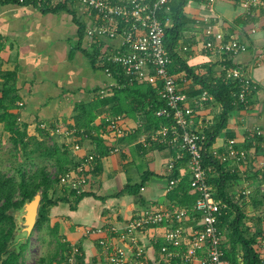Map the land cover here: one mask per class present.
Here are the masks:
<instances>
[{
	"label": "crops",
	"instance_id": "0c3cea01",
	"mask_svg": "<svg viewBox=\"0 0 264 264\" xmlns=\"http://www.w3.org/2000/svg\"><path fill=\"white\" fill-rule=\"evenodd\" d=\"M72 12L80 22L91 26L84 8L76 6ZM185 14L191 23L185 28L177 52L194 74L206 81H216L225 76L232 64L245 68L251 82L257 86L248 97L247 107L230 115L227 127L214 140L211 152L224 153L229 140H235L239 149L254 142L249 161L227 163L238 176L229 191L246 199L241 204L247 209L245 231L248 238L257 239L261 264H264V8L252 7L248 11L230 0H217L210 7L202 0H192ZM165 25L172 27L171 20ZM208 27H212L215 34L224 35L225 41H239L247 51L227 58L224 53L209 50L207 44L215 42V36L206 35ZM0 35L6 40L4 53H8L3 65L10 66L5 68L7 70H17V87L25 104L22 120L29 125L30 132L38 123H55L62 128L74 125L72 117L76 103H88L95 99L98 90L116 85L114 79L94 69L89 59L75 49L78 28L72 14L42 15L31 7L0 6ZM89 42L86 39L82 48L88 49ZM115 45L116 42L110 43L109 50ZM149 74L154 75L152 71ZM176 79L181 94L192 98L189 103L202 96V86L193 78L180 74ZM222 112L221 104L212 98L196 109V123L209 129ZM100 124L102 119L98 118L94 125ZM139 125L138 121L126 118L125 126L130 133L121 140L103 133L106 146L109 149L118 146L121 152L102 159L98 172L89 176L85 192L93 196L82 200L76 211H70L67 204L53 210L52 223H60V236L71 248H82L84 264H109L99 245L100 240L107 238H114L126 249L128 264H137L134 250L122 237L126 226L148 209H180L167 198L172 151L162 144L151 142L153 146H148L147 142L145 145L143 140H147V135L137 136ZM258 132L260 138L256 137ZM60 138L66 141L63 140L62 145H73L72 138ZM77 144L81 150L72 153L74 159L82 160L96 151L90 138ZM145 173L152 176L137 196H118L125 187L141 184ZM188 175L190 177L189 168L182 169V176ZM63 191H59L57 197L63 196ZM182 225L187 234L184 245L168 247L170 255L164 254L162 248L166 245V233L177 226L176 222L147 227L138 234L147 264H184L181 257L187 250L190 236L202 228V219L190 215ZM87 229L103 231L87 236ZM113 229L117 233H113ZM223 240L224 245L227 244L224 235ZM204 258L206 253H200L199 259Z\"/></svg>",
	"mask_w": 264,
	"mask_h": 264
},
{
	"label": "trees",
	"instance_id": "16d2710c",
	"mask_svg": "<svg viewBox=\"0 0 264 264\" xmlns=\"http://www.w3.org/2000/svg\"><path fill=\"white\" fill-rule=\"evenodd\" d=\"M191 1L171 0L166 7L169 11H163L160 14L163 25L166 24L167 20L172 22V27H166L165 29L164 40L166 53L171 59L169 72L175 78L180 74H185L187 78H193L196 84L202 86V95L204 93L209 94L223 108V112L214 123V126L205 129L207 139L201 144V148L203 164L205 168L211 170L208 175L209 184L213 187L215 199L221 207L218 229L227 239V244L224 245V261L227 264H261L257 239L254 237L248 238L245 231L244 221L247 218V209L241 204L246 199L244 196L232 195L229 191L238 176L229 169L227 163L214 157L213 152H211L214 140L227 127L230 115L235 111L245 109L248 103H241L237 98L239 94L238 83L225 82V76L216 81H206L194 74V71L183 62L178 54L179 42L182 40L186 26L191 23L185 14V9ZM24 5L25 3L22 4L19 0H0V6L2 7H25ZM31 8L42 15H58L63 12L72 14L74 23L78 28V44L75 49L81 51L89 59L94 69L102 71L114 79L116 85L109 87L107 95L103 97L100 95L101 91L98 90L95 99L92 101L75 104L74 116L72 117L74 125L65 127L69 130L78 131L71 137L74 140L73 145H49L48 139H52L55 131L62 128L61 125L38 123L35 130L38 132L37 136L39 137H31L29 125L22 120V110L25 104L17 87V70L0 69V135L2 132L9 135L13 147L12 155L15 158L22 154L26 164L28 163L34 167L33 170L28 171L26 169L28 164L20 166L15 169V174L9 175L0 166V264H26L25 256L30 241L27 245L21 247L20 253L11 249L17 229L15 212L21 209L26 202L32 201L39 192H41L42 200L36 229L33 233L39 234L40 240L44 244L54 246V248L48 254H44L36 264H62L66 261L65 255L72 253L73 249L60 236V223H52V214L53 210L62 204H67L70 211H76L82 200L93 196V194L85 191L78 194L76 191L62 186L65 174L79 166V163L72 156V151L78 142L84 140L81 131H84L87 137L95 143L96 151L93 155L100 158V163L102 159L111 154L114 147L109 149L106 146V140L103 137V133L107 134L105 122L102 121V124L98 126L94 125L98 118L106 115L124 116L138 121L140 125L137 136L147 135L148 146H153L151 138L157 131L173 124L172 117L157 116V112L160 110L169 112L166 101L159 94L160 83L158 81L152 82L150 79L142 82L130 80L125 76L122 66L106 62L105 56L109 52V45L114 41L109 38L90 39L88 37V24L80 22L72 12L76 9L74 4L70 6L61 5L57 8L33 4ZM86 39L90 42L87 44L89 48L85 50L82 45ZM228 41L226 40V42ZM5 42V38L0 35V67L3 66L2 54L7 49ZM225 55H227V58L236 56L229 53H225ZM70 57H73L72 53ZM229 63L231 64V62ZM229 66V69L235 68L232 64ZM188 98L191 102L192 98ZM187 104L194 108L193 101L192 103L188 101ZM40 124H46L47 128L41 129ZM256 137L259 136L256 135ZM259 138L256 139L259 140ZM253 144L254 142L241 149L251 153ZM171 151L173 159L176 153L173 150ZM37 160H43L48 166L46 164H36ZM51 167L55 172L49 170ZM186 167H188L187 156L182 161L177 162L175 167L169 171V183L177 181V184L168 192L167 198L177 208L187 209L192 217L200 218V215L193 211L199 195L195 192L191 177L189 175L182 176V169ZM99 168L100 164L93 173L87 175L96 174ZM151 176V173H145L141 184L125 187L118 196L126 194L137 196L149 182ZM60 187H62L64 193L63 196L57 197V189ZM75 249L78 251L76 254L78 264H84L82 248L76 246Z\"/></svg>",
	"mask_w": 264,
	"mask_h": 264
},
{
	"label": "built area",
	"instance_id": "2783aa9c",
	"mask_svg": "<svg viewBox=\"0 0 264 264\" xmlns=\"http://www.w3.org/2000/svg\"><path fill=\"white\" fill-rule=\"evenodd\" d=\"M171 0H19L25 7L33 4L57 8L61 5L79 6L85 9L91 19L88 30L90 39L100 40L109 38L116 42L114 49L109 50L105 56L108 63L120 65L124 68L125 76L134 81L152 82L158 81L161 85L159 94L167 103L166 110L157 112L158 117H172L173 124L157 131L151 138V142L162 144L175 151L176 155L169 164L171 171L177 162L188 158V168L195 192L199 195L193 209L202 219V228L193 232L189 239L186 252L181 257L184 264H227L224 261V240L218 229L221 216V207L215 199L213 187L209 184L210 169L203 164L201 144L206 141L205 126L196 123V109L201 108L213 97L204 93L200 98L193 100L194 108L187 104L188 99L179 92L177 79L169 72L171 59L165 50V29L160 14L169 11L166 7ZM207 6H212L217 0H202ZM238 3L244 9L263 7L264 0H230ZM166 9V10H165ZM207 36H215V42H209V50H217L220 53L238 55L245 53L247 47L236 40L225 41L224 35L215 34L212 27L206 30ZM149 71L153 72L150 76ZM225 82H236L239 85L237 98L241 103L247 104L248 97L257 90L242 66L226 71ZM111 85L110 87H112ZM103 97L107 95V89L101 91ZM106 124L107 134L116 140L123 139L130 131L125 126L124 116L101 117ZM142 124V123H141ZM41 129H46V124H40ZM77 130L58 128L54 134L71 138ZM84 139H89L84 131L80 132ZM258 136L261 133L258 132ZM146 145L147 140H143ZM81 146L76 144L73 152H79ZM121 149L115 146L112 154L120 153ZM214 157L224 163L234 162L237 164L249 161L248 151L239 149L235 140H229L224 153L213 152ZM85 160L76 159L79 163L77 168L67 172L62 180V186L81 194L89 183L87 174L93 173L99 165L100 158L90 154ZM176 182H170L168 191H171ZM190 211L187 209H175L174 211L145 210L139 213L122 233V237L134 250V258L137 264H147L144 260L143 250L139 245L138 234L147 227L157 226L164 223L176 222L177 226L168 231L164 237L166 245L162 248L164 254H168V247L181 248L184 245L186 230L182 225L188 219ZM103 230L87 229L86 235L99 234ZM112 232L117 233L116 229ZM109 264H128V255L124 247L119 245L114 238L99 241ZM264 246V241H263ZM66 254V261L62 264H78L76 259L77 249ZM206 253V258L199 259L200 253ZM179 256V255H177Z\"/></svg>",
	"mask_w": 264,
	"mask_h": 264
},
{
	"label": "rangeland",
	"instance_id": "374dc122",
	"mask_svg": "<svg viewBox=\"0 0 264 264\" xmlns=\"http://www.w3.org/2000/svg\"><path fill=\"white\" fill-rule=\"evenodd\" d=\"M7 54L8 53L2 54L3 64L7 61V58H8ZM8 67L10 68L9 65L8 66L3 65L0 67V69H4V68H8ZM30 135H31V137L32 136L39 137V136H37L38 132L35 130V127L33 128V131L30 132ZM54 135L55 136H52V139H48L49 145H54V144L62 145L63 140L65 141L64 136H61L64 138L63 140H61V138L59 139L58 135L57 136H56V134H54ZM12 150H13V147H12V144L9 140V135L6 134L5 132H2L0 135V166H1V169H3V171L9 175L15 174L16 168H18L20 166H24V165L26 166L28 164V163L26 164V161L23 158L22 154L18 155V157L15 158L12 155ZM36 164H39V165L46 164L47 165V163L44 162L43 160H37ZM26 169L28 171H31L34 169V167H32L28 164V167H26ZM49 170L52 172H55L53 167H51ZM61 190H62L61 187L58 188L56 195ZM40 239L41 238H40L39 234H37L36 232L33 233V236L30 240V246L28 248V252L25 256L26 264H36L39 261V259L42 256H44V254H48L50 251L53 250L54 246L44 244Z\"/></svg>",
	"mask_w": 264,
	"mask_h": 264
},
{
	"label": "water",
	"instance_id": "95a60500",
	"mask_svg": "<svg viewBox=\"0 0 264 264\" xmlns=\"http://www.w3.org/2000/svg\"><path fill=\"white\" fill-rule=\"evenodd\" d=\"M41 200L42 196L39 192L32 201L26 202L21 209L15 212L17 229L11 249L16 250L17 253H20L22 246L28 244L36 229Z\"/></svg>",
	"mask_w": 264,
	"mask_h": 264
}]
</instances>
